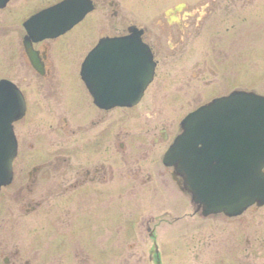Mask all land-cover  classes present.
<instances>
[{
	"label": "flooded vegetation",
	"instance_id": "flooded-vegetation-1",
	"mask_svg": "<svg viewBox=\"0 0 264 264\" xmlns=\"http://www.w3.org/2000/svg\"><path fill=\"white\" fill-rule=\"evenodd\" d=\"M13 1L0 9V15ZM62 1L34 8L17 23L13 65L3 56L7 46L0 36V93L17 92L25 106L22 117L14 123L17 155L12 181L0 189V264L127 262L122 257L123 235L135 240L144 238L140 224L143 227L145 216L126 219L134 217V211L123 207L124 201L138 199L124 200L123 190L153 184L154 171L150 164L154 165L153 155L158 149L160 153L155 156L163 167L159 177L172 179L181 192L174 170L164 165V156L180 133L181 124L175 133L165 123L154 126V121H165L161 112L155 111L161 108V102L147 100L162 66L159 38L142 24H129L125 28L122 25L114 36H91L88 30L90 37L82 36L79 41L74 35L85 32L80 27L97 8L95 0H92L94 10L64 34L46 36L35 31L34 25L28 26L31 18ZM79 2L84 6V0ZM251 3L254 2L199 0L181 2L163 12L161 20L167 35L176 39L171 49L178 53L180 64L185 66L187 57L195 56H190L197 67L192 78L199 85L195 87L196 96L186 103L196 106L193 111L235 92L264 96L261 94L264 92V4L253 7ZM132 30L137 37L126 39L132 45L125 48L128 52L125 59L120 62L108 59L106 55L113 49L107 47L104 54H92L101 42L128 37L134 34ZM139 40L144 44L141 50L145 55L150 53L155 64L150 82L145 75L139 79L134 69L139 66L134 60V52L140 50L134 44ZM55 51L63 58L60 66L54 59ZM93 58H98L101 74L109 64L124 72L131 71L132 86L116 82L102 87L89 72V60ZM140 65L148 66L147 62ZM219 73L223 77L221 81ZM164 82L157 83L154 93L166 91ZM144 85L147 86L139 99L137 93ZM123 90L136 92L138 102L118 104ZM189 201L198 222L230 223L264 209L253 205L243 216L234 218L225 214L205 216L201 206L190 198ZM141 205L131 204L137 206L135 210ZM43 211L50 214V226L27 231L26 219ZM126 211L130 213L124 215ZM42 217L45 219L47 215ZM154 221V216L145 221L156 255L150 257V263L153 258L157 261L161 258L156 232L151 227ZM180 221L178 217L174 223ZM186 227L178 230L179 233L188 234L191 230ZM108 236L116 241L110 247L106 242ZM261 247L264 249V240ZM140 259L144 261L138 258L137 264Z\"/></svg>",
	"mask_w": 264,
	"mask_h": 264
},
{
	"label": "rangeland",
	"instance_id": "rangeland-1",
	"mask_svg": "<svg viewBox=\"0 0 264 264\" xmlns=\"http://www.w3.org/2000/svg\"><path fill=\"white\" fill-rule=\"evenodd\" d=\"M56 1L59 0H14L6 12L0 15L2 16L0 17V33L3 34L0 36L2 42L6 43L7 46V53L3 56L6 61L11 62V65L15 63L12 48L15 46L14 32L17 30V23L22 21L26 12L28 13L34 8L45 7ZM95 1L97 8L86 19L84 25L80 27L81 30L85 28V32L77 33L74 37L81 41L82 36L87 37L89 35L90 37V33L91 36L94 34L114 36L119 34L122 25L125 28L129 24H142L147 27L154 37L157 36L161 43L162 55L159 56V59L162 61V66L158 70V79L147 100L154 103L161 102V108L159 110L155 108V111H160L161 118H165V121H154L153 125L157 126L165 123L175 133L182 122L180 120L196 108L195 105L192 106L186 103L196 96L194 91H196L195 87L199 84L192 76L197 67L193 63V58H190V56L195 57L194 54L187 57L188 62L185 66L180 64L182 61L179 59L178 53H174L175 50L171 49L175 45L176 39H172L167 35L168 30L161 18L163 12L169 7L181 2L194 3L199 0ZM252 1L254 2L251 3L253 7L264 4V0ZM27 2L28 6H25ZM23 6H25V11ZM251 11L256 10L251 9ZM115 12L118 14L115 15ZM17 17L19 18L14 21ZM2 25H6V29H3ZM88 30H90V33ZM79 31L76 30V32ZM58 53L55 51L54 59L56 58L60 66L63 58ZM167 55L170 56L168 59H166ZM173 55H176V57L173 58ZM187 64L189 65L186 67ZM218 78L220 81L223 80L222 74L219 73ZM163 80L165 81L166 91L164 93L161 91V94L154 93L157 83ZM261 94H264V92ZM183 95L184 99H182ZM178 104L182 106L180 107ZM156 153H160L159 149L153 155L154 165L148 163L154 171L153 184L146 188L123 190L122 197L124 200L138 199V201H124L123 207L134 211V217L126 219H138L145 216L143 227L140 224L144 238L135 240L132 236L123 235L122 257L127 259V262L123 260V264H137L138 258L144 260L140 259L138 264H264V249L261 247V242L264 240V209L255 215H246L241 220L230 223H222L221 221L198 222L193 217L194 211L189 198L179 191L172 179L159 177L163 167L161 162H157ZM135 203L142 205L135 210L137 206H131ZM129 213L126 211L124 215ZM40 214L26 219L27 231H34L41 225L43 227L50 226L49 212L43 211ZM42 214L47 215V217L44 219ZM150 216H154L155 219L151 227L156 232L155 241L161 256L159 261L154 259L156 255L153 241L145 230V221ZM178 217L181 218V221L174 223ZM185 227L191 231L188 234H180L178 230L185 229ZM106 242L110 247L109 245L116 243L115 237L108 236ZM133 246L136 247L132 250ZM151 256L154 257L153 263L149 262Z\"/></svg>",
	"mask_w": 264,
	"mask_h": 264
},
{
	"label": "water",
	"instance_id": "water-1",
	"mask_svg": "<svg viewBox=\"0 0 264 264\" xmlns=\"http://www.w3.org/2000/svg\"><path fill=\"white\" fill-rule=\"evenodd\" d=\"M9 1L0 0V8ZM93 8L90 0H86L85 7H80L77 0H65L31 21H51L52 26L43 30L56 28L63 33ZM112 45L117 49L112 52L114 58L120 60L121 47L128 42ZM148 58L150 63L151 57ZM153 67L150 63L151 78ZM120 100L122 104L134 102L128 98ZM24 108L19 95L0 94V188L12 179L17 153L12 124L21 118ZM164 164L174 169L180 190L203 208L205 216L224 213L238 217L252 205L264 206V97L235 92L187 116L181 124V134L164 157Z\"/></svg>",
	"mask_w": 264,
	"mask_h": 264
},
{
	"label": "snow or ice",
	"instance_id": "snow-or-ice-1",
	"mask_svg": "<svg viewBox=\"0 0 264 264\" xmlns=\"http://www.w3.org/2000/svg\"><path fill=\"white\" fill-rule=\"evenodd\" d=\"M51 21H38L34 24V30L39 32L46 27H51ZM131 44V43H130ZM89 69L90 74L99 81L102 87L110 86L116 82H121L124 85L131 87L134 80V74L131 71L124 72L122 69L115 67L112 64H109L104 73L98 70V58H93L89 60ZM123 77V79H121Z\"/></svg>",
	"mask_w": 264,
	"mask_h": 264
}]
</instances>
